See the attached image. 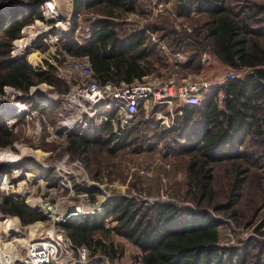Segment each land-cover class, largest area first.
Instances as JSON below:
<instances>
[{
    "label": "rangeland",
    "instance_id": "1",
    "mask_svg": "<svg viewBox=\"0 0 264 264\" xmlns=\"http://www.w3.org/2000/svg\"><path fill=\"white\" fill-rule=\"evenodd\" d=\"M46 2L35 0L34 6L30 0H10L9 8L28 11L26 17L32 19L23 27L20 37L13 41L10 54L13 59H24L39 69H44L45 62H48L55 68L56 76L66 83L68 90L62 94L53 86L40 83L27 93L5 87L0 95V122L13 133L11 144L0 148L6 159V163L0 161V203L6 199H22L31 210L44 216L42 220L23 224L19 217L0 211V264H23L32 244L48 242L60 232L65 235L61 223L71 218L101 213L106 202L112 198L131 199L136 205L144 207L169 202L198 211L205 210L219 223L222 246L242 251L249 245L247 251L252 255L247 263L256 264L257 255L260 257L257 261H264V163L251 156L211 162L208 164L211 169L210 186L208 192L202 195L195 178H191L193 171L188 167L191 154L182 151L184 147L168 152L162 142L147 140L149 134L143 135V126L147 122H155L159 128L169 129L164 124L166 119H162L164 116L145 119L144 109L153 107L162 115L173 113V119L171 115L167 119L169 123L172 120L174 123L180 116L176 117L175 113L184 107L181 101L174 100L170 107L166 104L154 105L151 101L142 104L135 118L139 121L140 138L114 153L104 148L90 147L85 154L80 149L75 152L70 147L69 139L82 135L83 130L77 122L72 129L64 128L58 113L65 106L71 107V112L77 116L76 105L66 101L65 97L74 93L77 82L81 80L78 72L71 71L68 64L80 60L81 56L69 55L63 44L70 38L78 44L84 43L92 31L93 20L99 16L95 12L83 11L75 18L76 29L71 35L72 0H57V10L65 12V16L59 18L52 17L53 10L44 8ZM158 2L138 0L134 12L116 20L124 33L139 29L147 31V46L150 48L147 60L151 63V72L142 78L143 81L162 87L169 81L178 86L183 81L199 80L201 84L208 83V87L202 88L199 93L204 100L209 91L216 89L212 85L221 83L227 72H251L249 67L235 69L223 63L210 49V40L202 39L200 34L205 32V24L210 20L207 14L191 12L186 16L179 15L176 11L177 0L166 1L167 7L160 11L157 7L155 9ZM224 2L231 14L246 11L251 5L264 7V0ZM35 8L39 10L42 20L30 14L31 9ZM249 24L257 27L252 21ZM257 41L264 45V37ZM178 53L184 57L180 64L175 59ZM29 55L33 63H30ZM188 61L190 64L185 66ZM198 75L199 79L196 78ZM10 104H20L25 109L9 112L7 107ZM42 104L45 108L40 110ZM170 110L173 112L169 113ZM66 114L71 115L70 112ZM133 123L126 133L137 122ZM248 147V151L255 148H251L250 142ZM235 178L242 180V186L238 201L231 204L230 186ZM85 187L94 190L89 192ZM225 205L228 206L224 208ZM106 224L110 228L116 222L109 218ZM100 237L106 252L100 249L93 252L87 247V264H141L140 249L121 235L111 231ZM112 248L115 253L111 252ZM11 258L18 260L11 263ZM72 262L63 255L53 264ZM233 264L240 263L234 260Z\"/></svg>",
    "mask_w": 264,
    "mask_h": 264
},
{
    "label": "trees",
    "instance_id": "2",
    "mask_svg": "<svg viewBox=\"0 0 264 264\" xmlns=\"http://www.w3.org/2000/svg\"><path fill=\"white\" fill-rule=\"evenodd\" d=\"M30 1L31 5L35 2ZM137 1L72 0L71 35L76 29L75 18L83 11L95 12L99 17L93 20L92 33L84 44L70 38L65 40L63 48L71 56H87L101 84L110 82L119 86L141 81L151 72V63L147 60L150 54L147 31L139 29L124 33L116 22L124 14L134 12ZM9 4L10 0H0V95L5 87L27 93L40 83L66 94L68 86L56 76L51 64L45 62L46 67L39 69L24 59L11 57L13 41L20 37L21 30L32 19H27L28 11H15L9 8ZM224 4V0H177L176 11L183 16L191 12L207 14L210 20L200 36L210 40V49L223 63L235 69L251 68L248 77L212 90L199 106H184L172 128H159L155 122H147L143 126L145 130H142L143 135L149 134L147 140L162 142L168 152L184 147L182 151L191 154L188 167L193 171L191 178H195L202 195L210 186L211 169L208 164L211 162L251 156L264 163V45L257 41L264 37V7L251 5L246 11L231 14ZM30 12L33 17L43 19L37 8ZM250 21L257 27H251ZM28 59L30 63L34 62L30 55ZM218 90L224 95L221 106L218 104ZM40 106V110L45 108L43 104ZM137 124L123 136L114 134L106 124L105 127L110 128L106 137L75 135L69 139V145L75 152L80 149L85 154L90 147L114 153L140 138L141 129ZM129 137L131 139L127 141ZM12 139V130L0 122V148L9 146ZM249 142L251 148L255 147L251 151H248ZM0 161L6 163L4 152H0ZM241 186L242 180L235 178L230 186L231 204L238 201ZM0 211L19 217L23 224L44 219L22 199H6L0 203ZM109 218L115 220L114 227H106ZM60 226L73 245L86 246L93 252L99 249L106 252L100 236L114 231L140 249L141 264H233L234 260L248 264L252 255L247 251L249 245L242 251L222 246L219 223L207 211L169 202L144 207L131 199L112 198L101 213L71 218ZM111 252L115 253V249L112 248ZM258 258L259 255L256 264H264L260 259L257 261Z\"/></svg>",
    "mask_w": 264,
    "mask_h": 264
},
{
    "label": "built area",
    "instance_id": "3",
    "mask_svg": "<svg viewBox=\"0 0 264 264\" xmlns=\"http://www.w3.org/2000/svg\"><path fill=\"white\" fill-rule=\"evenodd\" d=\"M166 1L158 2L155 9L167 7ZM157 7V8H156ZM176 62L182 63L184 57L176 54ZM71 71L78 72L80 81L75 86L74 93L71 96L65 97L72 105H76V117L71 112V107L63 106L62 111L58 113L62 119L61 124L64 128L72 129L76 122L80 129L83 130L82 135H98L100 127L106 124L111 126L112 132L117 136H123L130 128L131 124L137 116L139 107L148 102L153 104L163 105L168 107L172 105L174 100L181 101L183 106H199L202 99L199 95L202 88H207L208 83L201 84L199 80L196 82L183 81L180 85L175 86L172 81L162 87L149 84L146 81H135L132 83H122L117 86L113 83L106 82L101 84L95 77L89 59L87 56H81L80 60H73L68 64ZM248 72L242 74L235 71L226 73L224 80L215 86L219 89L224 83L234 82L236 80H245ZM211 86V85H209ZM210 93V91H209ZM224 95L218 91V101L221 104ZM70 104V105H71ZM148 118L166 119L164 124L170 128L173 126V120L168 121L169 115L173 119V111L162 115L160 111H155V108H149ZM66 112H70V117ZM181 110L175 113V116L181 115ZM78 127V128H79ZM38 245L37 247L30 246L28 254L23 264H53L64 255L66 259L72 260V264H87L89 252L86 246H75L71 243L62 232L56 235L48 242ZM63 253V255H62Z\"/></svg>",
    "mask_w": 264,
    "mask_h": 264
},
{
    "label": "bare ground",
    "instance_id": "4",
    "mask_svg": "<svg viewBox=\"0 0 264 264\" xmlns=\"http://www.w3.org/2000/svg\"><path fill=\"white\" fill-rule=\"evenodd\" d=\"M62 4V3H61ZM60 4V5H61ZM64 4V3H63ZM58 5H59V2H57V0H47V2L45 3V5H44V8H46L48 11H50V10H53V13H52V17H61V16H65V12H62L61 11V9L60 10H57V8H58ZM57 10V11H56ZM63 10V9H62ZM64 11V10H63ZM62 19V18H61ZM63 34V33H62ZM36 88V87H35ZM40 90V89H39ZM36 92V91H35ZM47 96V95H46ZM3 109V108H2ZM24 109H25V106H23V105H20V104H10L8 107H7V110L10 112V111H13V112H21V111H24ZM27 157H29V156H31V155H26ZM26 159H28V158H26ZM30 159V158H29ZM30 161H32V160H30ZM29 204H31V205H38V204H34V203H31V202H29ZM73 214H71V216H72ZM9 222V221H8ZM6 225V224H5ZM9 226V224H7V227ZM10 227V229H12L11 228V225L9 226ZM8 227V228H9ZM31 228H33V226L31 227ZM6 231H7V229H6ZM33 231H36V229H33ZM51 239H49V241H50ZM14 242V241H13ZM15 242H17L16 240H15ZM7 244V243H6ZM9 244H12V243H8V245ZM42 244H44L43 242L42 243H34V244H32L33 245V247H37L38 245H42ZM31 245V246H32ZM29 249V248H28ZM6 252V251H5ZM15 257V256H14ZM18 259L17 258H11L10 259V261H11V263H15L16 261H17Z\"/></svg>",
    "mask_w": 264,
    "mask_h": 264
},
{
    "label": "crops",
    "instance_id": "5",
    "mask_svg": "<svg viewBox=\"0 0 264 264\" xmlns=\"http://www.w3.org/2000/svg\"><path fill=\"white\" fill-rule=\"evenodd\" d=\"M91 33H92V31H90L89 32V35H88V38L90 37V35H91ZM87 40V39H86ZM86 41H84V43H85ZM84 43H82V44H84ZM81 44V45H82ZM145 77V76H144ZM196 78L197 79H199V75L198 76H196ZM136 81V80H135ZM134 81V82H135ZM159 111V110H158ZM149 113H150V111L148 110V109H144V115H145V119H148V116H149ZM137 119H134V123L135 122H139V121H136ZM109 127H111V126H109ZM106 128L105 126H101L100 128V131L98 130V135H101V136H103V137H106L107 136V133L110 131V128ZM112 129V128H111Z\"/></svg>",
    "mask_w": 264,
    "mask_h": 264
}]
</instances>
